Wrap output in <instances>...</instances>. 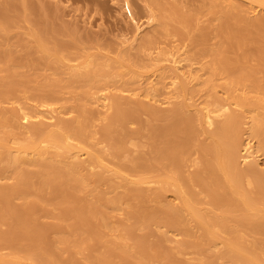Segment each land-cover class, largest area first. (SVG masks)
Instances as JSON below:
<instances>
[{"label": "rangeland", "instance_id": "obj_1", "mask_svg": "<svg viewBox=\"0 0 264 264\" xmlns=\"http://www.w3.org/2000/svg\"><path fill=\"white\" fill-rule=\"evenodd\" d=\"M9 1L0 0V7L7 9L6 18H0V111H5L6 116L14 112L17 124L30 128L31 123L49 124L42 113L55 110L57 118L67 124L73 123V128L68 130L62 126L60 130L57 126H50V129H57L56 134L60 133L73 150L40 142L39 145L48 151L46 155L22 154L26 161L28 158L27 162L8 163L6 149L16 153L21 145L34 140L35 136L26 127L0 123L3 140H0V151L6 153L0 158V189H8L6 192L12 205L7 208L0 191V264L233 263L232 258L230 262L229 257L223 255L224 242L228 235L230 237V229L236 225L234 220L247 209V212L264 214V204H258L256 211L249 206H244V210L242 206L234 207L230 211L231 217L229 212H226L227 217L226 214L222 216L225 206L220 210L213 205L214 209L208 190L191 178L195 172L203 170L206 152L203 153L200 144H212L211 134L216 123L222 121L228 112H237L243 116L238 134L240 168L253 162V167L264 179V152L250 131L251 117L264 114V85L263 89H258L259 85L251 80L237 82L238 73L245 72L259 84H264V4L259 6L250 0H218L217 3L214 0H157L158 3L155 0H25L32 6L27 10L24 0ZM176 9L179 12L175 13ZM178 13L192 18L191 27L176 22ZM160 14H166L164 21H168V29L163 30L161 24L164 21L159 19ZM37 35L43 37L42 43L46 42L49 50L43 48L47 44L42 47L45 51L40 50L36 45ZM149 36L154 38V43L143 45V40ZM48 52L53 55L46 54ZM176 57L182 58L178 69H174L178 78L171 73L174 71L171 61ZM220 58H227L226 66H236L235 71H222L224 67L219 64ZM87 72L94 74L95 78L83 79ZM10 74H17V82L11 88L4 86ZM185 82L195 93L186 95L180 92ZM225 85L234 89L228 93L229 88L225 89ZM152 89L157 90L155 97L145 94ZM113 95L121 97L124 102L148 104L136 106V119L127 122L125 127L118 126L114 135L107 137L103 135V128L115 109L110 107V99L106 103L103 99ZM240 95L252 102L258 101L259 106L253 109L237 105L233 97ZM180 102L188 104L181 112L183 118H193L194 138L185 139L184 153L175 167L168 165L164 168L156 163L150 167L151 162H155L151 149L156 144L150 133L156 127L172 123L173 119L171 123L162 119V114ZM155 105L162 114L160 111L159 115L151 113ZM205 108L217 111L212 115L214 124L211 126L204 121ZM24 111L34 115L29 120L31 123L21 119ZM81 121L85 124L80 127V135L75 125L79 128ZM183 124L179 126L181 129L186 126ZM47 126L45 132L49 129ZM183 134L178 136L186 137ZM114 136L122 141L117 142ZM249 141L256 151V159L243 160ZM117 143L121 146L118 147ZM3 145H6L4 150ZM32 156L39 157L40 161L37 164L29 161ZM138 156L142 157L143 163H150L148 168L144 164L141 167L139 163L134 164L132 160ZM74 160H79L82 165L72 168ZM50 165L59 169L58 177L65 180L60 187L46 185L41 189L37 182L42 177L37 176L32 179L34 186L31 182V186L25 185L18 179L22 173L34 175L42 170L41 173H47L45 170ZM170 176H174L172 178L186 197L185 188L189 186L187 190L189 194L192 191L190 197L196 200L193 202L199 210L211 217H217L218 213V217L228 218L230 229H216L219 237L210 244H203L200 237L202 226L194 221L191 222L193 236L188 237L163 222L152 218L138 219L129 213L133 205L154 208L169 203L179 206L182 192L179 191L180 196L176 190L178 186L171 185L176 181L167 184ZM241 184L253 196L257 194L254 197H263L258 190L256 174L243 177ZM134 188L143 192L145 198L138 202L134 193H130ZM66 192L73 196L68 197ZM155 193H160V197L156 198L159 195ZM237 198L235 203H242V199ZM84 206L98 212L89 215V227L76 217V213H71L80 208L86 210ZM256 218L259 224L264 223L261 215ZM38 233L41 236H37ZM239 233L248 245L260 243L256 255L264 264V230L240 228ZM194 242L200 243L199 247L203 245L202 248L194 246Z\"/></svg>", "mask_w": 264, "mask_h": 264}, {"label": "bare ground", "instance_id": "obj_2", "mask_svg": "<svg viewBox=\"0 0 264 264\" xmlns=\"http://www.w3.org/2000/svg\"><path fill=\"white\" fill-rule=\"evenodd\" d=\"M155 2L158 3L159 1L157 2V0H155ZM217 2H218V0H214V3H217ZM250 2L251 3H256L257 2V4L259 6H260V4L261 5L264 4V0H250ZM8 3L6 2V5H9ZM23 5H25V8H27V10H30L31 9L30 7H32V6H30V4L27 1H25ZM34 6H35V4H34ZM5 9H6V7L5 8L3 6H2V8L0 7V18L1 19H3L5 17V12H7L6 11L7 9L6 10ZM22 10H24V9H22ZM27 10H26V12H27ZM35 12H37V11H35ZM166 12H167V10H166ZM174 12H175V10H174ZM177 12H179V11L176 9L175 13H177ZM9 13H11V12H9ZM12 13H14V12H12ZM6 15H7V13H6ZM35 15H36V13L34 14V16ZM160 15L161 16L159 17V19L160 20L163 19L161 21H164V16L166 14L165 15L160 14ZM26 16H27V14H26ZM175 16H173V17H175ZM173 19L174 18H172V20ZM176 20H177L176 22H178L183 27H189L190 24H191L192 18L190 19L189 17H187V16H185V15H183L181 13H178L177 17H176ZM174 21H175V19H174ZM1 24H2V22H1ZM2 25H4V24H2ZM161 25H163V28H164V29L163 28L162 29L165 30V29H168L169 23L165 19V21L162 22ZM3 27H5V26H3ZM235 30H233V31L236 32ZM234 32H232V33L234 34ZM175 33H180V31L178 32V30L177 31L175 30ZM42 39H43V37H41L40 35H37V40L38 41H36V45L38 44V46L41 48L40 50H44L45 51V49H43V48H47L48 44L46 42L42 43ZM153 39L154 38L152 36H149V37L145 38L143 40V45H151L152 43H154ZM46 44H47V46H46ZM43 46H46V47H43ZM55 46L57 47V45H55ZM62 47H64V46H62ZM56 52H57V50H56ZM46 54H52V52L51 53L48 52ZM170 54H172V53H170ZM46 56H49V55H46ZM214 57H216V56H214ZM214 57H213V59H214ZM181 59H178L176 57L172 61L170 60L174 64V65L172 64L174 66V68L171 67L173 70L174 69L175 70L178 69L177 65L180 64ZM216 60L214 62H216ZM227 60H228L227 58H222V59L220 58L219 59V64L222 67H224L222 69V71L223 70L225 72H227V71L228 72L229 71L230 72L235 71L236 66L232 67V68L226 66V64H228ZM108 63H110V62H108ZM111 63H110V65H112ZM121 63H122V60H121ZM113 64H114V62H113ZM216 65H218V62H217ZM217 68H218V71L221 70V69L219 70V65L217 66ZM175 70L173 72H171V73L174 74L175 78H178L179 74H177L175 72ZM120 72L118 73V71H117V73L121 75L122 73H120ZM213 72L215 73V71H213ZM87 73H89V74H87ZM87 73H85V76H84L85 78H83V79L88 81V80H91L92 78L93 79L95 78V76H93L94 74H91L90 72H87ZM241 73H238V75H237V77H238L237 80L238 81L233 78L234 79L233 83L234 82L236 83V81L239 83V80L240 81H247V80L250 81L251 80L254 83H256L257 85H259V87H257V85L255 84L254 85L255 88L257 87L258 89H260V88L263 89L262 88V86L264 85L263 83L261 85V84L258 83L257 80L251 78L252 77L251 75H247V73L245 74V72H241ZM217 74L218 73H216L215 75H217ZM212 75L213 74H212V71H211V76ZM78 76H76V77H78ZM212 78H213L212 81H214L215 77L212 76ZM16 79H17V74H10L7 82L4 83V86L5 87L6 86L13 87L14 84L17 82ZM173 79H174V77H173ZM208 79L210 80V77ZM209 80L207 82H209ZM175 81H176V79H175ZM230 83H232V82H230ZM230 83L228 82V84H230ZM151 86L152 85H150V87ZM254 86H252V87H254ZM229 87H232V86H229ZM153 88H155V87H153ZM228 88L225 85V89L228 90ZM233 89L234 88H231V89L229 88V91H227V90L226 91L229 93L230 90L232 91ZM145 90H148V89H145ZM181 90L182 91H180V92H183L186 95H190V94L192 95V93L194 92L193 89L189 86L188 82L187 83L186 82L183 83ZM154 93H157L156 89H152L151 91H149V92H147L145 94H147V95L148 94L149 95L152 94L154 96L155 95ZM230 94H229V96H230ZM235 95H236V93H235ZM110 97L109 98L108 97H104V99H103V101L105 103H106V101L108 99H110L112 101V103H111L112 105L110 107L114 106L113 108L115 109L114 110L115 113H113L112 116L111 115L108 116L109 118L107 117L108 118L107 125L103 128V135L107 136V137H112V134L115 133V129L118 126L125 127L127 122H129L132 119H136L137 115L135 114V110L134 109L136 108V106L137 107H139V106L141 107V106L144 105L143 103H138V102H136V103L135 102H131V101H125L124 102V101H122L120 99L121 97L119 98L118 96H115V95H113L111 98ZM231 97H232V95H231ZM152 99H153V97H152ZM230 99H232V98H230ZM233 99L235 100V103L237 105L245 107V108L248 107V108H253L254 109L257 106H259L258 105L259 104L258 101H256V103H255V102H252L253 100L250 101L246 97H243V96L238 97V98H235V96H234ZM105 103H103L104 106L107 105ZM147 104L148 103H146L145 105H147ZM145 105H144V107H145ZM187 105L184 102L177 103V105L174 106L173 108H171V110L167 109L168 111L165 112V113L163 112V114H162L161 110H158L159 108H157L156 105H155L156 108L153 107L151 109L152 110L151 111L152 114H153V112L157 114L158 111H160L159 113L162 114V116H163L162 119H166V120H169V121L171 119H173V120H172V123L170 121L171 124L168 123V125H166L165 127H163V126H160V127L154 126L156 128H154L152 130V132L150 133L151 137L154 138L153 140L156 139V141H155L156 144H154L152 149L150 148L151 152L153 153V155L151 157L155 161V162H153L154 164L152 162H151V164L150 163L145 164V162L143 163L144 160L142 159V157H139V156L135 160H132V161H134V164L135 163H139L138 165H140V167L143 164H144L143 165L144 167L145 166L147 167V165H149V164H150L149 166L151 167L152 165H155V163H156L157 166L161 165V167L163 166L164 168L168 167V165L169 166H173V167L176 166V164L178 163V161L181 158L182 154L184 153L183 149H184V146H185L184 145L185 141L187 139H191L193 137V135H194L193 133H195L194 132L195 131L194 124L191 122V121H194V120H192L193 118L188 117L189 119L188 118L186 119V118H183L184 116H182V112L181 111L184 110L185 109L184 107L187 106ZM49 110H50V112H49ZM49 110H46L47 112H49L48 113L49 115H46L47 112L45 110H44V113L45 112L46 113L45 114L42 113L43 114V119L45 118V119H47L49 121V124H47V125H49V129H50V126H52L53 128L57 126V128L60 129V130H62L63 127L64 128L68 127L69 128L68 130H71L70 127L73 128L72 127L73 123L70 122V124L68 123L69 124L68 125L65 121L57 118L58 116H56L55 110H53V109L52 110L49 109ZM219 111L220 110L218 109V112ZM215 112L217 113L216 110H209L207 108H205V110L203 112L204 121L210 126L214 124V119H213L214 116H212V115ZM30 113H31L30 111H24V113L21 115V119L24 122H30L29 121L30 118L34 117V115L32 116ZM8 114H9V112H8ZM6 115L7 114H6L5 111L4 112L0 111V119L2 120V121L0 120V123L8 122V123H11V125L15 126L16 128H20V127H24V128L26 127V129L28 128V125L26 126L25 124H17V120H16L17 115L14 112H12L10 115H8L9 117L6 116ZM44 115H46V116L44 117ZM157 115H159V114H157ZM37 116H41L42 117V115H40V114L39 115L37 114ZM35 117H36V115H35ZM242 118H243V116L240 113L228 112L225 115V117H224V119L222 121L216 123L215 130L211 134L212 138H213V141H212L213 143L212 144L210 143L211 145L210 144H202V145L200 144V146H201L200 148L203 150V153L206 152L205 153L204 165L201 168L203 170H200V171L198 170L197 172L194 173V175H193L194 177L193 178L190 177L192 179V181H194V182L196 181L197 183L201 184L202 185L201 187H204V190H206V189L208 190L207 191L209 193L208 197H210L209 199L212 200V203H213L212 206L214 205V206L220 207V210H221V208H223L222 206H225L226 209L225 208H224L225 210L222 209V210L225 211V213H224V211L221 212L222 216L224 214H226V212H227V214H228V212L230 213V211L232 212L231 209L234 208V207L242 206L243 207L242 209L244 210L245 209L244 206H249L252 210L256 211L255 208L257 207L258 204H261V203L264 204V200H263L264 199L263 198L264 195H263V197H262L261 193L259 195L263 199L259 198L257 196L254 197L257 194H254V196H253L251 191L247 192L248 190L246 191V188H243L242 184H241V179L243 177L256 174L257 177H258V182H259L258 190L261 191L262 194H264L263 193L264 192V179L262 178L261 174L257 172L256 168L253 167V166H255V165L252 164L253 162L252 163L250 162L249 166H247L246 168H243V169L240 168V161H239V158H240V154L239 153L240 152H239L238 134L241 131ZM251 118H252L251 119V122H252L251 125L252 126L250 127L251 128V130H250L251 134L253 135V137H255L258 140L259 149L264 152V114H261V115L257 114V115L252 116ZM83 123L84 122H82V121L79 123L80 124L79 128H78V126L75 125L76 132L80 131V132H77V134L80 133V135H81V130L80 129L83 128V126H82ZM183 123H186V126H185V128L181 129L179 126H180V124H183ZM47 125L46 126L45 125L42 126L41 123H38V124L31 123L30 126H29L30 128H28V129H30V132L32 131L33 135L35 136L34 137L35 139L34 140H29L26 143H24L23 145H21L20 150H17L18 153L16 151H15L16 153H14V152L12 153L11 150H8V149L5 148L8 151V152L6 151L7 152V154H6L4 152L5 151L4 150V146L6 147V145H3L2 148H3L4 151L3 152L0 151V158L3 157L2 154H6L8 163H15V164L18 163L19 164V163H22V162L26 161L25 157L23 156L24 154L33 153L36 156L39 155V157L40 156L42 157V155H46L48 153V151L46 150V147H43L42 145H39L40 142H43V143L47 142L48 144H50V146H54V147H56V146H64L66 148L62 147L63 149L73 150V146L70 143L64 142L65 139L63 138V136L60 135V133L56 134V132H58V131L55 132V130H57V129H54V130H52L53 128L50 129V130L46 129L47 131L45 132L44 131L45 127L48 128ZM183 125H185V124H183ZM80 127H82V128H80ZM76 128H78V129H76ZM72 130H74V129H72ZM183 132L186 134V137H184V138L182 137V135H184ZM179 133L182 134V135H180L181 137L178 136ZM66 139H68V137ZM115 139L118 142L119 139L117 140V137H115ZM0 140L3 141L1 139V137H0ZM1 141H0V143H1ZM120 141H122V140H119V143H120ZM119 143H117L118 147L121 146V144L119 145ZM1 145H2V143H1ZM1 145H0V147H1ZM118 147H116V148L119 149ZM245 149H246V154L247 155L246 156L242 155L244 157L243 160L244 159L248 160V159L255 158L256 151L252 147V144H250V141L247 142V146H246ZM76 154L78 155L79 153H76ZM36 156H32L33 159H31L29 161L37 164V162L40 161V158L37 157V158H39V160H38L36 158ZM56 156H58V155L56 154ZM27 161H28V158H27ZM255 162L256 161H254V163ZM71 165L73 166L72 168H74V166L76 168V167H80L82 165V163H80L79 160H77V161L74 160V162H71ZM135 166H137V165H135ZM135 166H133V167H135ZM48 167L46 169L47 171L45 170V172H47V173H41V172H44V170H42L41 172L39 171L40 172L39 174L36 173L34 175H30L28 173H22V174H20L18 179L20 178L22 183H24L25 185H29L30 182H31L32 186H34V182L32 180L33 177L37 176L39 179L42 177L39 180V182H37L41 189H42L43 186H46V185L53 186L54 188H56V187H60L62 184H64L65 180L62 181L60 179V177H58V176H60L59 175L60 170L57 169V168L53 169V166H51V165L48 166ZM202 172H205L207 174L204 175ZM220 173L223 174V178H222ZM170 177L171 178L168 180L170 182H168V183L166 182L167 184L171 183V180H172V182L176 181L174 178H172L174 176H170ZM102 178H103V176H102ZM102 178H101V180H102ZM175 178H177V176ZM182 181L184 182V180H182ZM184 183L188 184V182H186V180H185ZM187 184H185V186ZM171 185H175L177 187L178 186V182L176 181V184H175V182H173ZM29 186H31V185H29ZM187 186L185 188L186 190L184 189L185 193L188 194L187 197L184 196V193H183L184 191L180 190L179 186H178L179 190H178V187L176 188L177 192H179V191L182 192V196H181V192H179L180 196H181L180 197L181 198V204L179 206H174V205L169 204V203H163V204H161L159 206H156L154 208H149L148 206H144V205H140L138 207H136V205H133V206H131L132 210L129 211V213L131 212V214L134 215L138 219L152 218L153 220H156V222L157 221L161 222V223L163 222L165 225H169V226H171V227H173L175 229H178L179 231L180 230L183 231L184 234L186 236H188V237H192L193 236V232H192L193 230L191 228V222L194 221V222L197 223V225L202 226V233H201L200 237L203 239V242H204L203 244H210L215 238L219 237L218 231L216 229H218V230H219V228L222 229V230L226 229V228L230 229L229 228V224L231 222L228 220V218L227 219H222L223 217H221V215H220V217H218L219 216L218 213L215 215L217 217H214V216L211 217V216H208V214H205V211L202 212L201 209L199 210L197 208V206H196V202L195 203L193 202V201H196V200H192L191 199L192 197H190V194L192 195L193 193H191L192 191L190 190V194H189V191L187 190L188 189ZM170 187H169V189H170ZM129 189H131V188H129ZM7 190L8 189L6 187L0 189L1 193H3V195H2L3 201L6 202L5 204L7 205V208L8 207L10 208L12 205L9 203V195L6 192ZM73 192H75V191H73ZM130 193L132 195L134 193V195L136 196V199H139L138 202L145 198V194L143 192L135 189V188H134V190H131ZM65 194L68 195V197L69 196H73V195H71L70 192H66ZM155 194L159 195L160 193H155ZM157 197H160V195L156 196V198ZM237 197H239V199H242L241 200L242 203H239V204L235 203V200H238ZM72 198L74 199V197H72ZM194 198L197 199V197L195 195H194ZM79 202H81V201L79 200ZM87 205H89V204H87ZM88 207L90 208V206H87V207H85V208H87L86 210L84 208H80L79 210L77 209L76 212L72 211L71 213H76V217L78 216L79 220L84 225H87L89 227L90 222H91L89 217L92 216V214L95 215V212H97V211H94L93 209H88ZM215 208L216 207H214V209ZM69 211H71V210H69ZM247 211H249V210L247 209ZM247 211H246V213H244V211H243L244 214L239 216L238 218H236L234 220L235 224L237 225V228H236V225H235V228H231L230 229V231H229L230 237L228 235V239L225 240V242H224L225 243V250H224L225 252H224L223 256L224 257L228 256L229 260L232 258L231 260H233V263H231V264H234V261H235L236 264H238V263L239 264H259L260 263L261 264L259 258L257 257L258 255H256V250H257V247H258L257 244L259 242L256 243L254 241L255 243L248 245L247 243H245L243 241V238L241 237V235L239 233V230H240V228H244L246 230H252V231L253 230L256 231V230H259V229H261V230L263 229L264 230V223L259 224V222H257V218H256V216L261 215L262 218L264 219V214H258L259 211L255 212V213H252V211H250V212H247ZM87 213H91V214H87ZM96 214H98V212ZM227 214L225 215L226 217H227ZM231 216H232V213H230V217ZM209 217H211V218H209ZM83 227H85V226H83ZM37 236H41V234L38 233ZM195 244L196 243L194 242L193 245L196 246V247L197 246L199 247L200 243L196 244V245ZM201 246H203V245H200L199 248H202ZM221 254H223V253H221ZM107 256H104V257H107ZM231 260H230V262H232Z\"/></svg>", "mask_w": 264, "mask_h": 264}]
</instances>
